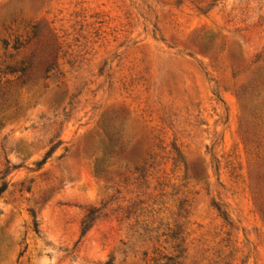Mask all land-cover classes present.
Returning <instances> with one entry per match:
<instances>
[{"label":"rangeland","instance_id":"1","mask_svg":"<svg viewBox=\"0 0 264 264\" xmlns=\"http://www.w3.org/2000/svg\"><path fill=\"white\" fill-rule=\"evenodd\" d=\"M8 166L0 264H264V0H0Z\"/></svg>","mask_w":264,"mask_h":264},{"label":"trees","instance_id":"2","mask_svg":"<svg viewBox=\"0 0 264 264\" xmlns=\"http://www.w3.org/2000/svg\"><path fill=\"white\" fill-rule=\"evenodd\" d=\"M18 43V42H17ZM32 60L27 61V62H22L21 66L15 67L11 69V73H20V76L18 78L22 79V82L25 84L26 83V79L25 77L28 75L30 69L32 68ZM53 65V64H52ZM52 65L50 64H46L43 68V72L47 73L50 71V69L52 68ZM259 80L255 81L259 82ZM54 152V149H52L51 151L47 152L46 156L44 157V159L40 162V164H44L46 163L47 159L51 156V154ZM10 172V166L6 167L4 170H2L0 172L1 174V179H4ZM8 188V182H5L4 180L1 182L0 184V195L2 193H4Z\"/></svg>","mask_w":264,"mask_h":264}]
</instances>
